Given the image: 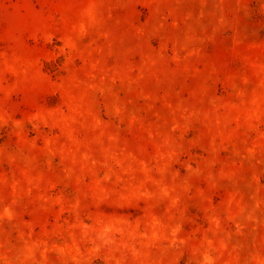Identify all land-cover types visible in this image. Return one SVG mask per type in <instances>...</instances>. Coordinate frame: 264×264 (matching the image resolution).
Listing matches in <instances>:
<instances>
[{"label":"rangeland","instance_id":"374dc122","mask_svg":"<svg viewBox=\"0 0 264 264\" xmlns=\"http://www.w3.org/2000/svg\"><path fill=\"white\" fill-rule=\"evenodd\" d=\"M0 264H264V0H0Z\"/></svg>","mask_w":264,"mask_h":264}]
</instances>
